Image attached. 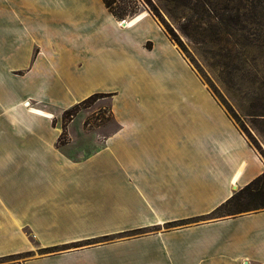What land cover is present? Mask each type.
Here are the masks:
<instances>
[{"label": "crops", "instance_id": "1", "mask_svg": "<svg viewBox=\"0 0 264 264\" xmlns=\"http://www.w3.org/2000/svg\"><path fill=\"white\" fill-rule=\"evenodd\" d=\"M140 16L0 0V264H264V209L216 217L263 160ZM97 93L109 121L79 113L62 144V114Z\"/></svg>", "mask_w": 264, "mask_h": 264}, {"label": "rangeland", "instance_id": "2", "mask_svg": "<svg viewBox=\"0 0 264 264\" xmlns=\"http://www.w3.org/2000/svg\"><path fill=\"white\" fill-rule=\"evenodd\" d=\"M112 8L124 15L121 23L146 14L159 25L264 162V0H116ZM105 98L90 95L70 109L73 117L62 114V144L79 113L91 128L106 125ZM233 211L230 206L216 217Z\"/></svg>", "mask_w": 264, "mask_h": 264}, {"label": "trees", "instance_id": "3", "mask_svg": "<svg viewBox=\"0 0 264 264\" xmlns=\"http://www.w3.org/2000/svg\"><path fill=\"white\" fill-rule=\"evenodd\" d=\"M110 12L121 20L124 15L118 14L112 7L116 4V0H103ZM136 17V15H135ZM92 99V97H90ZM89 98V99H90ZM88 99V100H89ZM87 101V100H86ZM78 106V105H77ZM75 106L74 108H77ZM73 111L69 110L64 113L65 117H73ZM233 206L234 211L230 213L232 216H238L243 214L245 211L248 212L252 208L253 210L264 208V174L257 180L253 181L250 185L243 188L233 197H231L226 203L222 204L216 212L220 213L224 209Z\"/></svg>", "mask_w": 264, "mask_h": 264}, {"label": "bare ground", "instance_id": "4", "mask_svg": "<svg viewBox=\"0 0 264 264\" xmlns=\"http://www.w3.org/2000/svg\"><path fill=\"white\" fill-rule=\"evenodd\" d=\"M141 16H137V17H134L133 19L129 20V21H124L121 23V27H126L128 25H131V24H134V23H137L136 21L140 19ZM126 24V25H125Z\"/></svg>", "mask_w": 264, "mask_h": 264}, {"label": "water", "instance_id": "5", "mask_svg": "<svg viewBox=\"0 0 264 264\" xmlns=\"http://www.w3.org/2000/svg\"><path fill=\"white\" fill-rule=\"evenodd\" d=\"M126 25V24H125Z\"/></svg>", "mask_w": 264, "mask_h": 264}]
</instances>
